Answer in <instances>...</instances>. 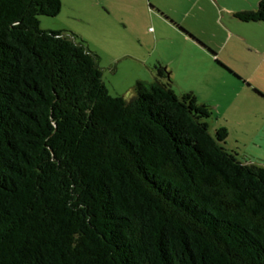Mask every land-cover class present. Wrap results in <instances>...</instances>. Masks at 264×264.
I'll list each match as a JSON object with an SVG mask.
<instances>
[{
    "label": "trees",
    "instance_id": "1",
    "mask_svg": "<svg viewBox=\"0 0 264 264\" xmlns=\"http://www.w3.org/2000/svg\"><path fill=\"white\" fill-rule=\"evenodd\" d=\"M61 8L0 0V264H264V168L165 66L112 96L77 34L40 27Z\"/></svg>",
    "mask_w": 264,
    "mask_h": 264
},
{
    "label": "rangeland",
    "instance_id": "2",
    "mask_svg": "<svg viewBox=\"0 0 264 264\" xmlns=\"http://www.w3.org/2000/svg\"><path fill=\"white\" fill-rule=\"evenodd\" d=\"M113 1L62 0L60 14L39 17L40 27L77 34L100 57L112 96L131 99L137 82L168 83L157 75L156 66H165L179 96L191 92L211 107L210 132L226 128V147L264 168V99L254 93L264 95V23L235 17L256 11L260 0H144L150 15L140 1Z\"/></svg>",
    "mask_w": 264,
    "mask_h": 264
},
{
    "label": "crops",
    "instance_id": "3",
    "mask_svg": "<svg viewBox=\"0 0 264 264\" xmlns=\"http://www.w3.org/2000/svg\"><path fill=\"white\" fill-rule=\"evenodd\" d=\"M113 1V0H112ZM117 1H124V2H130V3H133V0H115V2H117ZM138 2L140 1V3H143L144 4V0H137ZM114 1H113V3H115ZM143 8H142V10L144 9L145 10V8H146V13H148L149 15H150V7L149 8H147L146 7V5L144 4V6H142ZM154 10V9H153ZM159 13V12H158ZM236 14V13H235ZM190 47H196V46H193V45H191ZM195 49H198V50H196V51H198V52H201V53H204V52H202V50H200L199 48H198V46L195 48ZM245 87V86H244ZM261 99V98H260ZM262 100V99H261Z\"/></svg>",
    "mask_w": 264,
    "mask_h": 264
}]
</instances>
